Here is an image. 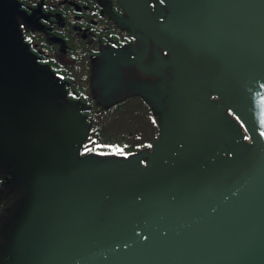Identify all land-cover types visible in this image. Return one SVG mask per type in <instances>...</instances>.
Masks as SVG:
<instances>
[{"label": "water", "instance_id": "obj_1", "mask_svg": "<svg viewBox=\"0 0 264 264\" xmlns=\"http://www.w3.org/2000/svg\"><path fill=\"white\" fill-rule=\"evenodd\" d=\"M130 2L174 79L151 151L104 159L0 2V153L31 187L0 264H264V0Z\"/></svg>", "mask_w": 264, "mask_h": 264}, {"label": "flooded vegetation", "instance_id": "obj_2", "mask_svg": "<svg viewBox=\"0 0 264 264\" xmlns=\"http://www.w3.org/2000/svg\"><path fill=\"white\" fill-rule=\"evenodd\" d=\"M1 1L7 3L6 12L17 21L20 37L36 63L50 72L51 81L59 86L60 93L48 101L50 105L86 102L85 121H89L90 102H117L123 96L127 98L121 102H166L165 88H172L171 66L161 63L162 67L155 68L161 62L156 57L160 51L136 28L130 0ZM157 1L148 0L151 12ZM161 52L163 57L168 54ZM3 160L9 165L7 184L15 186L19 180H27L9 159ZM23 196L9 195L2 203L1 257L9 258L13 249L7 236Z\"/></svg>", "mask_w": 264, "mask_h": 264}, {"label": "trees", "instance_id": "obj_3", "mask_svg": "<svg viewBox=\"0 0 264 264\" xmlns=\"http://www.w3.org/2000/svg\"><path fill=\"white\" fill-rule=\"evenodd\" d=\"M90 130L81 153H99L119 158L148 149L158 134V120L146 102L96 104L89 113ZM5 168L0 166V195L8 192ZM1 208V207H0Z\"/></svg>", "mask_w": 264, "mask_h": 264}, {"label": "rangeland", "instance_id": "obj_4", "mask_svg": "<svg viewBox=\"0 0 264 264\" xmlns=\"http://www.w3.org/2000/svg\"><path fill=\"white\" fill-rule=\"evenodd\" d=\"M137 98V97H136ZM139 99V98H138ZM131 102H141V101H136V100H133V101H131ZM107 104H109L110 102H106ZM96 104H101V103H98V102H90V105H91V108H93V106L94 105H96ZM107 104H105L104 103V105L105 106H107ZM81 106V108L82 109H85V108H88L89 107V104L88 103H86V102H84L82 105H80ZM3 159H6V157H2ZM4 161V160H3ZM10 161L11 162H13V160L12 159H10ZM6 169H7V167H6ZM10 173V172H9ZM20 174H24L23 172H20ZM9 175V174H8ZM4 176H6V171H5V173H4ZM24 178V177H23ZM21 182L20 181H18V182H16V184H15V186H11L9 189H8V192L7 193H5V194H3V195H0V207L1 206H3L2 205V203L6 200V196H8V194L9 193H11L12 191H14L15 190V187L17 188V186L20 184ZM17 192H19V191H17ZM20 204V203H19ZM19 204L17 205V210H18V208L20 207L19 206ZM6 205V204H5ZM3 209L2 208H0V219H1V217H3L1 214H2V211ZM0 222H1V220H0Z\"/></svg>", "mask_w": 264, "mask_h": 264}]
</instances>
